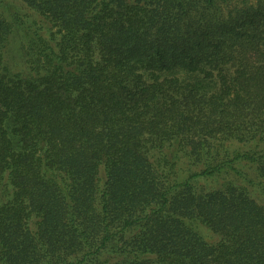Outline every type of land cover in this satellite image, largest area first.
<instances>
[{"label":"trees","instance_id":"obj_1","mask_svg":"<svg viewBox=\"0 0 264 264\" xmlns=\"http://www.w3.org/2000/svg\"><path fill=\"white\" fill-rule=\"evenodd\" d=\"M263 183L264 0H0V264H264Z\"/></svg>","mask_w":264,"mask_h":264},{"label":"rangeland","instance_id":"obj_2","mask_svg":"<svg viewBox=\"0 0 264 264\" xmlns=\"http://www.w3.org/2000/svg\"><path fill=\"white\" fill-rule=\"evenodd\" d=\"M19 47H20V38L17 36L15 41L10 45L9 48V53H10L9 62L14 70H19L21 67V61L19 57ZM246 169H242V171H245L247 176L252 177L253 175L250 173L252 169L248 166H246ZM228 178L232 179L231 176H229ZM228 178L227 180H229ZM237 181H239L238 178ZM206 183H207L206 185L208 186L210 185L215 187L221 186L222 184H224V179L220 177L214 181L208 180ZM252 195L259 203L264 204V183L258 186H254V188L252 189Z\"/></svg>","mask_w":264,"mask_h":264}]
</instances>
